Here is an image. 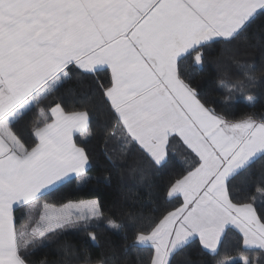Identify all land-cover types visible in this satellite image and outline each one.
Here are the masks:
<instances>
[{
    "label": "snow or ice",
    "instance_id": "obj_1",
    "mask_svg": "<svg viewBox=\"0 0 264 264\" xmlns=\"http://www.w3.org/2000/svg\"><path fill=\"white\" fill-rule=\"evenodd\" d=\"M261 13L264 0H0V264H29L38 238L103 219L95 199L40 204L86 176L88 156L73 134H88L89 113L55 103L39 108L30 140L15 130L76 72H110L103 94L125 144L157 166L168 162L174 139L191 154L167 194L182 202L136 237L153 249L151 264H173L197 237L215 255L233 226L245 248L264 250V207L258 214L230 190L264 159V120H229L202 99L188 73L189 59L202 67L204 49L231 44ZM17 208L27 209L20 228ZM107 226L119 227L111 219Z\"/></svg>",
    "mask_w": 264,
    "mask_h": 264
},
{
    "label": "trees",
    "instance_id": "obj_2",
    "mask_svg": "<svg viewBox=\"0 0 264 264\" xmlns=\"http://www.w3.org/2000/svg\"><path fill=\"white\" fill-rule=\"evenodd\" d=\"M203 52L202 67L194 66L191 59L188 61L190 82L202 99L229 120L246 116L264 120V13L257 14L248 29L231 44L213 43ZM109 81L110 72H76L16 126L18 134L30 140L39 108L49 110L59 103L66 111H87L88 134L75 135V143L88 156L86 176L73 177L43 197L40 204L63 205L96 199L103 212V219L89 221L86 227L78 224L49 234L46 239L38 238L26 256L29 264H151L153 249L137 245L136 237L147 233L153 221L182 202V197L170 199L167 194L171 181L182 172L185 161L191 159L190 152L178 138L174 139L168 162L157 166L125 144L114 127L116 120L103 94L110 86ZM261 188H264V159L236 176L230 190L234 202L254 203L259 214L264 207V192L258 191ZM39 210L37 207V218ZM26 213V208L16 210L17 228L28 222ZM109 219L119 227H108ZM89 233L95 234V241ZM242 257H247L251 264H264V252L245 248L242 235L230 227L217 254H210L195 238L172 260L173 264H217L234 259L235 264H243Z\"/></svg>",
    "mask_w": 264,
    "mask_h": 264
},
{
    "label": "crops",
    "instance_id": "obj_3",
    "mask_svg": "<svg viewBox=\"0 0 264 264\" xmlns=\"http://www.w3.org/2000/svg\"><path fill=\"white\" fill-rule=\"evenodd\" d=\"M76 134H79L78 132L77 133H74L73 134V141H74V143H75V135ZM88 166H89V164H88ZM71 202H74V201H71ZM76 202V201H75ZM69 203V202H68ZM57 206H60V205H57ZM37 207H39V206H37ZM18 209V208H17ZM16 209V210H17ZM16 210H15V212H16ZM15 212H14V216H15ZM231 228H235L234 226L233 227H231ZM236 229V228H235ZM236 230H238V229H236ZM198 238V237H197ZM248 249H258V248H248ZM260 250V249H259ZM263 252H264V250H262Z\"/></svg>",
    "mask_w": 264,
    "mask_h": 264
},
{
    "label": "rangeland",
    "instance_id": "obj_4",
    "mask_svg": "<svg viewBox=\"0 0 264 264\" xmlns=\"http://www.w3.org/2000/svg\"><path fill=\"white\" fill-rule=\"evenodd\" d=\"M96 200V199H95Z\"/></svg>",
    "mask_w": 264,
    "mask_h": 264
}]
</instances>
